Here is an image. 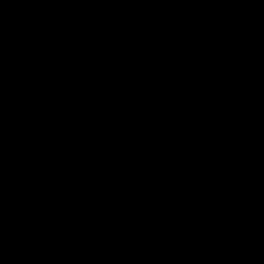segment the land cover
Segmentation results:
<instances>
[{
  "label": "water",
  "instance_id": "95a60500",
  "mask_svg": "<svg viewBox=\"0 0 264 264\" xmlns=\"http://www.w3.org/2000/svg\"><path fill=\"white\" fill-rule=\"evenodd\" d=\"M0 264H264V0H0Z\"/></svg>",
  "mask_w": 264,
  "mask_h": 264
}]
</instances>
